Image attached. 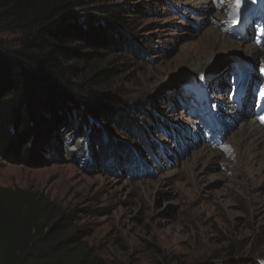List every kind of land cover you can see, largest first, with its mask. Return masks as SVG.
<instances>
[{"label": "rangeland", "instance_id": "rangeland-1", "mask_svg": "<svg viewBox=\"0 0 264 264\" xmlns=\"http://www.w3.org/2000/svg\"><path fill=\"white\" fill-rule=\"evenodd\" d=\"M234 3L85 0L79 12L124 9L122 38L87 72L114 69L93 88L130 120L91 121L89 134L74 121L59 124L41 152L46 161L0 157V186L54 200L66 237L83 232L108 264H264V166L237 141L254 114L251 100L235 112L229 99L236 64L248 79L264 74L256 39L264 19L255 17L264 0H242L238 22H248L240 37ZM103 124L106 134L97 133ZM98 142L104 151L83 164L77 153Z\"/></svg>", "mask_w": 264, "mask_h": 264}, {"label": "trees", "instance_id": "trees-1", "mask_svg": "<svg viewBox=\"0 0 264 264\" xmlns=\"http://www.w3.org/2000/svg\"><path fill=\"white\" fill-rule=\"evenodd\" d=\"M84 4L85 0H0V30L9 34L0 37L2 159L25 165L46 161L41 152L52 145L59 124L76 122L81 131L88 127L89 134L91 121L129 119L127 110L107 106L105 96L93 88L114 69L87 72L113 47L115 36L122 38L124 9L101 6L97 14L79 12ZM106 127L103 124L101 131L95 125V130L106 134ZM97 144H84V153H77L83 164L92 165L104 151L101 142ZM69 229L54 200L26 188L0 186V264H108L83 242V232L66 237Z\"/></svg>", "mask_w": 264, "mask_h": 264}, {"label": "bare ground", "instance_id": "bare-ground-1", "mask_svg": "<svg viewBox=\"0 0 264 264\" xmlns=\"http://www.w3.org/2000/svg\"><path fill=\"white\" fill-rule=\"evenodd\" d=\"M237 111L239 110L235 107V112ZM241 124L242 132L237 140L239 147H242L243 151L245 150L249 155L246 159L250 161L256 160L259 162V166H264V124L261 121V116L253 115L248 120H244ZM259 147H261V150L257 149Z\"/></svg>", "mask_w": 264, "mask_h": 264}, {"label": "snow or ice", "instance_id": "snow-or-ice-1", "mask_svg": "<svg viewBox=\"0 0 264 264\" xmlns=\"http://www.w3.org/2000/svg\"><path fill=\"white\" fill-rule=\"evenodd\" d=\"M241 3H242V0H235L233 10L231 13V15L233 16V23L234 24L238 22V12L240 10ZM257 42L259 43V41H257ZM261 72L264 73V69H261ZM262 120H264V118H262Z\"/></svg>", "mask_w": 264, "mask_h": 264}]
</instances>
